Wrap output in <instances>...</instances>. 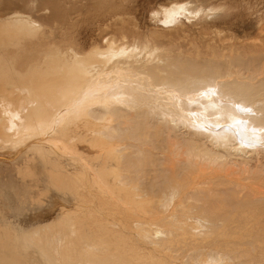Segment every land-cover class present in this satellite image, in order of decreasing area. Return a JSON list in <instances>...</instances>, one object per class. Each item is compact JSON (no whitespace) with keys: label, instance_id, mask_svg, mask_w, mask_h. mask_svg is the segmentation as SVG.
Here are the masks:
<instances>
[{"label":"bare ground","instance_id":"6f19581e","mask_svg":"<svg viewBox=\"0 0 264 264\" xmlns=\"http://www.w3.org/2000/svg\"><path fill=\"white\" fill-rule=\"evenodd\" d=\"M140 53L108 46L16 73L29 98L0 108L8 139L60 129L67 144L51 140L50 148L94 149L80 164L71 158L74 170L42 154L51 183L75 196L77 206L26 231L21 247L37 250L45 264H169L170 254V261L186 256L191 264L205 248L204 264L218 254L264 264L262 246L263 257L251 258L254 243L264 240V53L241 60L234 72L227 65L163 67L149 61L152 55L143 67ZM1 73L14 74L13 67ZM215 230L241 237L215 244ZM7 234H0V264H15ZM146 245L164 260H153L156 251L149 254Z\"/></svg>","mask_w":264,"mask_h":264},{"label":"rangeland","instance_id":"374dc122","mask_svg":"<svg viewBox=\"0 0 264 264\" xmlns=\"http://www.w3.org/2000/svg\"><path fill=\"white\" fill-rule=\"evenodd\" d=\"M173 5H184L185 9L167 13ZM22 21L28 27L21 29ZM108 46L137 48L142 52L143 67L145 62L158 59L163 67L173 65L190 71L227 65L234 72L235 66L264 53V0H0V68L11 65L14 73L0 74V108L11 103L14 107L16 99L29 98L16 73L29 74L37 63L39 69L47 70L56 55L71 61L76 55L86 57L93 51H105ZM72 129L70 134L75 137ZM7 132L0 125V234L8 233L10 247L16 253L15 264H45L37 250L21 247V235L60 218L62 207L74 210L77 202L75 196L51 183L42 154L74 170L77 167L71 158L80 164L79 158L92 156L94 149L86 143L72 144L64 151L50 148L51 140L67 144L68 135L60 129L9 139ZM24 169L30 173L29 178L23 176ZM101 218L117 221L105 214ZM124 231L131 234L130 230ZM230 232L213 231V243L228 244L241 237L237 230ZM133 240L143 242L136 235ZM254 244H259V252L264 240ZM145 251L152 254L150 251L156 250L146 245ZM256 251L252 259L262 255V250L260 255ZM203 252L191 264H204ZM156 254L153 260L162 262V254ZM171 256L169 264L189 263L183 258L186 256L170 261ZM124 257L130 259L121 256ZM230 258L218 254L212 256L209 264H247L244 260L249 257L232 261Z\"/></svg>","mask_w":264,"mask_h":264}]
</instances>
